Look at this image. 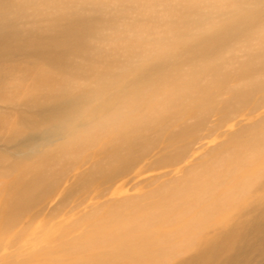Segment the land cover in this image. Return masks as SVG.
I'll return each instance as SVG.
<instances>
[{
	"label": "bare ground",
	"instance_id": "1",
	"mask_svg": "<svg viewBox=\"0 0 264 264\" xmlns=\"http://www.w3.org/2000/svg\"><path fill=\"white\" fill-rule=\"evenodd\" d=\"M145 1L0 0V56L22 37H48L51 59L36 74H0V85L5 76L34 82L20 122L9 126L0 113L1 150L33 161L23 167L21 201L0 216V264H264V6L255 4L264 0H189L190 19L169 20L161 0ZM29 3L74 13L48 30L26 22L22 34L19 17L29 12L20 6ZM211 14L219 31L184 49L197 39L180 32L208 25ZM119 16L131 20L123 26L134 50L120 46ZM146 17H163L157 44L146 40ZM97 39L108 49L97 50ZM164 51L149 69L157 81H130ZM65 135L54 154L39 156ZM69 179L80 183L62 187L50 214L34 211ZM130 186L144 191L117 196Z\"/></svg>",
	"mask_w": 264,
	"mask_h": 264
},
{
	"label": "rangeland",
	"instance_id": "2",
	"mask_svg": "<svg viewBox=\"0 0 264 264\" xmlns=\"http://www.w3.org/2000/svg\"><path fill=\"white\" fill-rule=\"evenodd\" d=\"M21 1L22 0H8V3H9V5L12 6V5L20 3ZM147 1H148V3L145 1L142 6L147 7V8H151L153 1L152 0H147ZM204 3H205V1L202 3L201 0H196L195 6H203ZM255 4H256V6H258L259 4L261 6H264L260 2H257ZM191 5H193V3H191L189 0H161V7L168 14V18L166 20H169V17L175 13H179L181 16H183V18L187 17L188 19H190L191 14H187V12L191 10L189 8ZM138 8H140V7H138ZM20 11L21 12L22 11H28L29 12V16L20 15V17H19L20 26L18 27V31L22 34H26L28 32L27 27H30L33 31L36 29L48 30L51 28V26L55 23V21L59 17H61V16L68 17L74 13V11L71 8H69V7L63 8V6L60 3H55L51 6H48L44 3L40 4V5H37L34 3L22 4L20 6ZM135 11L132 12V15L134 17H135ZM17 13L19 14V12H17ZM249 13L250 12L247 10V12L245 14L247 21L249 20V16H248ZM258 14L260 16H262L261 13H258ZM245 15H242V16H245ZM255 15H257V13ZM122 19L123 18L121 16H119L115 20L116 21L115 25ZM210 19H213V21L209 22V24L206 26L204 25V22L201 21L200 23L193 25L190 28V30L186 29V30H183L180 32V34H185L189 31H191V34H193V37L195 39H197V41L194 42V45H191L188 43L189 45L185 46L184 49L185 48L192 49L194 47H198V46L202 45L203 42H205V40H206L205 34L208 30H212V36L214 37L215 32L219 31V27L216 24V20L212 14L210 15ZM123 20L124 21H122V23H120V25H118V27L116 28L117 33H120V35H119L120 46H125L126 45L125 40H127V41H129V43H132V47L134 50L135 46L133 44H135V43L130 38L129 34H127L125 26H123V24L125 22L129 23L131 20H129L127 16L124 17ZM26 22H30V24H29V26L24 27V24ZM148 22H151V26L148 29H146V31H145V34H147L146 40L149 41L150 44H157L159 42L158 34L159 33H163V34L165 33V26H164V22H163V17H160L156 20H150L147 17L142 19V23L144 25L147 24ZM185 35H189V34H185ZM28 37H31V36H28ZM51 39H52V37H51ZM214 40L215 39L212 40V43L214 42ZM47 41H48V37H43L42 40H41V38L36 37L35 42H29L28 41V43H25L24 37H22V40L20 41L21 46L17 45L14 48H12L10 53H5L4 56H0V74H1V72L5 71L6 75L14 76L15 73L17 72L14 68L28 67L25 72L29 73V74H33V73L36 74L37 72H40V69H42V68H49L50 69L49 65L47 64V59H48V62L51 61V59L47 55V54H49L47 44H46ZM36 43H40V44L44 45L45 51L36 53L34 51V46ZM92 45L94 47H96L97 50H107L108 49L107 42L105 40H98L97 39L95 41H92ZM178 52L183 53L184 51H178ZM164 54H165V51L160 55H164ZM167 56H168V54H165V56L157 58L156 61L152 62L149 65L150 67H148L146 69L147 71L145 73H141L140 71H138V72L134 73L135 76H134V74L131 75L130 77H132V76H134V77L130 81L135 82V81H137V79H139L141 77H146L149 79H155L156 77H158L159 75L155 76V74H152V72L149 71V69L153 68V66H156L159 59H161V61L165 60L167 58ZM70 60H73V62H76L78 60V55L74 54L73 56L70 57ZM183 64H184L183 66H180V65L176 66L175 70H178V69L180 70V69L184 68L185 67V61L183 62ZM95 65L104 66L101 63H96ZM197 65H199V64H197V62H195L194 64H188L187 67L192 68V67L197 66ZM26 78H24V79H8V76H5L1 80L2 83L0 85V108H3V107L7 108L6 106H8L11 109L10 110H1L0 109V113L6 114L5 118L7 119V125L9 124V126L14 125V123L20 122V120H21L20 114L25 109L26 100L28 98L27 90L29 88H31L34 84L32 77L28 76ZM92 79H94V77H92ZM157 80L158 79H155L153 81L155 82ZM48 99H49V97H48ZM8 111H11V112L7 113ZM213 119H215V117ZM224 130H227V128H225ZM224 130H222V131H224ZM222 138L224 139V137H222ZM66 140H67V137L65 135L60 142L53 145L49 149L46 148L44 151L41 152V155H39V156L47 157V156H50L51 154H54L57 146L59 144L64 143ZM2 153H5V154H4L3 158L0 159V172L6 173L7 177H6V179L0 178V184H1L0 187H1V190L3 193L1 196V203H0V216L2 214V211H4L8 205L6 203H9L11 200H14V199L18 202L21 201L22 196L20 193L22 192V190L20 189L21 186H20L19 182H20V178L23 174V167L25 165H27L28 163L33 162V161L31 162V161L25 160L26 162L23 161L24 162L23 163L19 160V158L12 157L11 155L6 153L5 151H2L0 148V154H2ZM97 160L98 159H96L95 162ZM88 169L91 170L92 168H90V166L88 165V166L84 167L82 170L84 173H87L89 171ZM145 177H147V176H145ZM2 183H3V185H2ZM79 183H80V180H77V179L75 181L73 180L72 182L69 179V181H66L65 185L60 183L53 190V192L58 190V192H56L57 194L55 193V195L53 196V193L51 192L52 196H49V198L45 197L41 203H39L38 205H36L34 207V211L37 210L36 212H39L40 214L43 213V215L48 214V213L50 214L52 212V209L56 205V202L61 200L62 195L63 196L65 195V193L62 194L64 192L63 191L64 186H65V190H67L68 188H69L68 190H70V189L74 188ZM8 184H10V185H8ZM131 187L132 186L129 187L130 189L126 187L127 192L125 191L124 193H121L120 195H117V196H126V195H130V194L135 195V194H138L137 192L140 193V191H144V190H139V189H137V191L132 190ZM57 195H59V196H57ZM54 199H56L57 201ZM42 205H44V206H42ZM83 209L86 210L85 208H81L80 210L83 211ZM42 218H44V217H41L40 219H42ZM62 219L66 220V221L67 220L72 221L74 218L72 216V217L62 218ZM62 219H60L59 221H61Z\"/></svg>",
	"mask_w": 264,
	"mask_h": 264
}]
</instances>
